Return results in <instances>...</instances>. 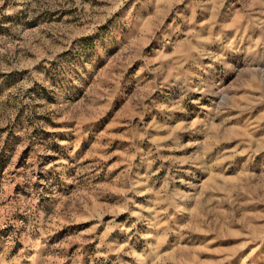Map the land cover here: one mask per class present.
<instances>
[{
	"label": "rangeland",
	"instance_id": "obj_1",
	"mask_svg": "<svg viewBox=\"0 0 264 264\" xmlns=\"http://www.w3.org/2000/svg\"><path fill=\"white\" fill-rule=\"evenodd\" d=\"M0 264H264V0H0Z\"/></svg>",
	"mask_w": 264,
	"mask_h": 264
}]
</instances>
